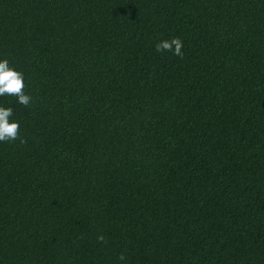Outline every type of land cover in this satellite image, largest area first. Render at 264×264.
Wrapping results in <instances>:
<instances>
[{"label": "trees", "instance_id": "trees-1", "mask_svg": "<svg viewBox=\"0 0 264 264\" xmlns=\"http://www.w3.org/2000/svg\"><path fill=\"white\" fill-rule=\"evenodd\" d=\"M4 59L0 264H264V0H0Z\"/></svg>", "mask_w": 264, "mask_h": 264}, {"label": "clouds", "instance_id": "clouds-1", "mask_svg": "<svg viewBox=\"0 0 264 264\" xmlns=\"http://www.w3.org/2000/svg\"><path fill=\"white\" fill-rule=\"evenodd\" d=\"M183 42L179 37L169 40H163L156 44L157 52H172L175 56L183 58ZM24 83V75L16 71L10 66L7 59L0 60V97L5 95L14 96L18 102L29 107L32 104L33 98L26 94ZM13 109L0 107V142L12 143L17 140L21 144L26 143V139L20 135V125L17 121L12 120ZM98 242H106L105 237L100 235L97 237ZM120 261H125L126 257L123 253L118 257Z\"/></svg>", "mask_w": 264, "mask_h": 264}]
</instances>
